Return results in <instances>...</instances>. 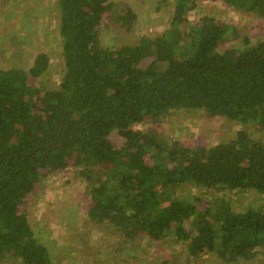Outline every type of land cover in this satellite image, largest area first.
I'll return each instance as SVG.
<instances>
[{"label": "trees", "instance_id": "obj_1", "mask_svg": "<svg viewBox=\"0 0 264 264\" xmlns=\"http://www.w3.org/2000/svg\"><path fill=\"white\" fill-rule=\"evenodd\" d=\"M201 0H173L167 27L154 37L101 45L106 0H55L61 39L58 83L49 57L27 69L0 68V261L51 264L28 221L27 198L48 175L71 168L82 183L86 215L122 240L183 244L194 258L249 261L264 251V203L235 211L223 200L198 204L185 186L253 190L264 199V141L245 128L214 146L166 140L158 126L177 110H199L264 132V40L219 50L234 28L212 16L192 24ZM203 1V0H202ZM264 17V0H217ZM133 14L111 23L129 27ZM120 138L116 144L111 140ZM191 199V200H190Z\"/></svg>", "mask_w": 264, "mask_h": 264}, {"label": "rangeland", "instance_id": "obj_2", "mask_svg": "<svg viewBox=\"0 0 264 264\" xmlns=\"http://www.w3.org/2000/svg\"><path fill=\"white\" fill-rule=\"evenodd\" d=\"M112 7L103 17L101 45L117 47L134 44L140 37H154L166 27L173 0H106ZM133 14L129 27L111 23L120 15ZM209 15L230 24L235 35L228 37L219 50L241 47L243 38L250 44L264 40V17L241 12L217 0H201L188 14L192 24L200 16ZM55 0H0V68L27 69L34 55L45 52L49 57L47 75L41 81L29 78L31 84L55 86L62 73L61 39L58 35ZM153 127L166 140L186 146H214L231 139L245 128L264 141V132L256 133L249 125L241 126L223 117H206L199 110H177L164 116L158 126L137 124L134 129ZM111 140L119 144L115 135ZM187 197L198 198V204L209 201L228 202L235 211L260 207L264 203L256 191H214L185 186L180 190ZM190 199V200H191ZM28 221L47 248L51 264H219L213 255L194 258L183 244L171 237L161 242L146 239L126 242L110 226L93 224L86 215V199L82 183L71 168L56 171L40 181L35 195L27 198ZM0 264H19L13 257H4ZM236 264H264V251L249 261Z\"/></svg>", "mask_w": 264, "mask_h": 264}]
</instances>
